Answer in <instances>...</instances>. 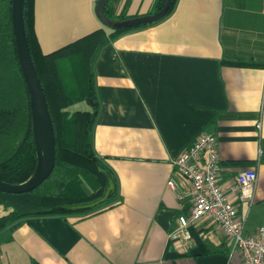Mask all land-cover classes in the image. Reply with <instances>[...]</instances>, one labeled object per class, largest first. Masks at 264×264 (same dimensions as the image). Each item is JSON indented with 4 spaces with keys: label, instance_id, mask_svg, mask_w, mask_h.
<instances>
[{
    "label": "crops",
    "instance_id": "crops-1",
    "mask_svg": "<svg viewBox=\"0 0 264 264\" xmlns=\"http://www.w3.org/2000/svg\"><path fill=\"white\" fill-rule=\"evenodd\" d=\"M98 1L35 0L42 50L101 27L112 33L97 15ZM155 2L116 0L113 9L137 17ZM93 81V147L114 172L115 196L93 211L30 216L8 241L1 230L0 264H244L208 217L190 224L189 253L174 249L170 235L191 203L167 182L186 185L173 160L212 133L219 182L231 199L237 175L258 172L252 203L238 201L244 235L264 224V0H176L163 18L109 37ZM5 213L0 206V217Z\"/></svg>",
    "mask_w": 264,
    "mask_h": 264
},
{
    "label": "trees",
    "instance_id": "trees-1",
    "mask_svg": "<svg viewBox=\"0 0 264 264\" xmlns=\"http://www.w3.org/2000/svg\"><path fill=\"white\" fill-rule=\"evenodd\" d=\"M34 1L25 0V25L55 129L56 166L52 174L30 192L0 191V206L6 210L0 217V231L7 232L3 241L10 240L13 231L30 216L93 211L109 204L117 192L114 172L93 147V127L99 113L93 66L109 37L134 26L113 27L110 34L101 27L45 53L35 32ZM115 1L109 0L106 4L107 18L124 21L135 17L116 14ZM168 4L169 14L176 0H156L149 14L160 12ZM227 62L237 63V60ZM81 103H87L88 108H73ZM37 160L30 94L13 29L12 0H0V180L11 184L28 180ZM112 187L111 196L106 198Z\"/></svg>",
    "mask_w": 264,
    "mask_h": 264
},
{
    "label": "built area",
    "instance_id": "built-area-1",
    "mask_svg": "<svg viewBox=\"0 0 264 264\" xmlns=\"http://www.w3.org/2000/svg\"><path fill=\"white\" fill-rule=\"evenodd\" d=\"M173 163L185 178L186 185L181 187L176 179L171 178L167 182L168 187L177 191L181 198H189L191 203L188 212L179 215L177 226L170 235L174 249L181 254L189 253L194 246L190 224L208 217L233 240L234 248L240 251L244 264H264V224L256 234L244 235L246 219L238 214V201L252 203L254 199L257 170L248 168L237 175L231 187V192L237 198L231 199L219 182L222 168L217 137L206 132L197 136Z\"/></svg>",
    "mask_w": 264,
    "mask_h": 264
},
{
    "label": "water",
    "instance_id": "water-1",
    "mask_svg": "<svg viewBox=\"0 0 264 264\" xmlns=\"http://www.w3.org/2000/svg\"><path fill=\"white\" fill-rule=\"evenodd\" d=\"M109 0H99L96 12L99 19L111 27L138 26L155 22L163 18L169 4L158 13L141 15L124 21H109L105 15V7ZM25 0H12V22L15 34L18 57L22 72L29 90L34 141L37 150V165L30 178L19 184H11L0 180V191L7 193L30 192L40 186L53 172L56 166V135L46 95L37 73L27 37ZM114 188H110L106 198L110 197ZM105 198V199H106Z\"/></svg>",
    "mask_w": 264,
    "mask_h": 264
},
{
    "label": "rangeland",
    "instance_id": "rangeland-1",
    "mask_svg": "<svg viewBox=\"0 0 264 264\" xmlns=\"http://www.w3.org/2000/svg\"><path fill=\"white\" fill-rule=\"evenodd\" d=\"M109 21H118V18L117 17H110L108 18ZM103 23V22H102ZM104 24V23H103ZM105 26H108L106 24H104ZM60 42H65V41H60ZM77 106H80L81 108H88V104L87 103H81L79 105H75L73 106V108H76Z\"/></svg>",
    "mask_w": 264,
    "mask_h": 264
}]
</instances>
